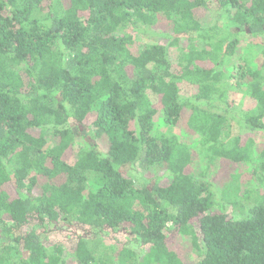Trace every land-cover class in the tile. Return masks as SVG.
Listing matches in <instances>:
<instances>
[{"label":"trees","instance_id":"trees-1","mask_svg":"<svg viewBox=\"0 0 264 264\" xmlns=\"http://www.w3.org/2000/svg\"><path fill=\"white\" fill-rule=\"evenodd\" d=\"M210 4L226 28L202 26ZM159 17L162 41L150 40ZM244 38L264 39V0H0V264H184L169 246L177 236L201 251L191 264H264V194L242 193L233 174L217 197L190 172L202 156L205 175L224 160L264 180V144L243 138L264 131V42L259 67L225 71ZM232 88L254 102L251 111L234 114ZM182 123L199 138L196 157L173 132ZM136 162L169 184L137 187L120 171ZM223 205L240 217L229 219ZM53 225L120 231L140 250L101 251L78 238L65 257L60 244L41 240L39 230Z\"/></svg>","mask_w":264,"mask_h":264},{"label":"rangeland","instance_id":"rangeland-1","mask_svg":"<svg viewBox=\"0 0 264 264\" xmlns=\"http://www.w3.org/2000/svg\"><path fill=\"white\" fill-rule=\"evenodd\" d=\"M200 22L204 27H210L213 25H220L224 28L228 26L226 15L217 8L215 4H210L208 9L205 11L199 12ZM166 20L163 17H159V23L155 28H153V32L150 31L148 38L150 40L162 41L159 37V34H162L166 30ZM149 40H139L141 45ZM264 39L260 40H251L249 38H244L234 57H232L225 68L226 73L230 74L234 71V68L241 67L245 65V62H253V67L260 66L263 62V57L259 54L256 46L258 44H262ZM251 45V48H248V45ZM186 41L184 39L180 40L177 47L171 49L170 58L174 65L177 64V56L180 52L185 50ZM190 89V88H189ZM188 93V87L182 88V94ZM228 97V103H231L233 107L234 114L237 116H242L244 113L251 111L255 104L248 97V95L244 91L230 89ZM154 101V99H153ZM231 107V108H232ZM93 117L91 116L86 122H84L85 127H89ZM264 123V121H263ZM154 124L156 128L163 127V115L158 113V115L154 119ZM70 128H72L75 133L77 131H81L82 128L80 126L75 125L74 123L70 124ZM173 132L177 135L178 139L193 148V155L196 157V148L198 146L199 138L193 133L187 131V128L184 127L183 123L176 127ZM234 132L237 133L238 130L234 124ZM243 138L252 137L256 144L257 149L260 148L264 144V131L260 133H244ZM76 139L80 141V137L76 135ZM99 145L101 151H106L107 143L104 138L96 141ZM256 149V150H257ZM201 159V160H200ZM201 158L196 157L195 166L190 169L195 177L198 180L211 182L213 185L214 192L217 197L221 194V186L224 182H226L229 177L233 174L239 175V182L241 185V192L247 190L248 187L258 188L260 192L264 194V180L262 184H259L254 179H252V169L249 165L246 164H233L224 160L216 161L214 165L211 167V172L209 174H204V163ZM65 160L68 163H73L72 151H69L65 154ZM195 162V161H194ZM120 171L123 173L125 177H131L135 182L136 186L139 187L148 182H152L154 180H158L163 186L169 184L168 176L157 169L154 168H143L139 162L134 163L127 169L125 167L121 168ZM44 179H40V183H43ZM7 192L14 196L13 190L7 186ZM224 213L228 216L229 219H238L239 212L235 210L233 207L229 205H223ZM193 229L197 238L200 239V232L198 230V226L193 223ZM170 231V230H169ZM39 234L41 240L45 242L46 245L60 244L65 254L70 255L76 245L78 238L85 239H93L100 243L99 247L101 251L104 249L110 250L111 248H118L124 245H127L129 248L134 249L135 251H139L140 248L138 244L134 241V239L120 231H104V232H95L91 229H87L86 227H66V226H47L46 228H42L39 230ZM199 247L201 248V243L198 241ZM169 246L176 251L184 264H191L194 261H197L200 257V249H196V247L192 244L191 236H181L174 237L172 241L169 243ZM100 251V252H101ZM68 263L73 264V261L70 257H67Z\"/></svg>","mask_w":264,"mask_h":264}]
</instances>
